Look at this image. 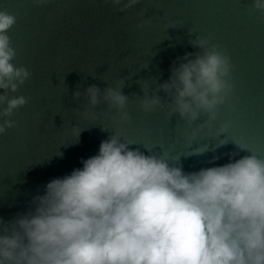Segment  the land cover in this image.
I'll list each match as a JSON object with an SVG mask.
<instances>
[{
    "label": "water",
    "instance_id": "95a60500",
    "mask_svg": "<svg viewBox=\"0 0 264 264\" xmlns=\"http://www.w3.org/2000/svg\"><path fill=\"white\" fill-rule=\"evenodd\" d=\"M0 10L17 18L9 32L17 52L13 63L31 73L8 93L28 103L0 136V220L26 213L48 182L82 168V160L98 154L114 134L146 155L145 148L157 156L167 151L170 163L185 172L249 155L233 142L264 159V15L252 10L251 0H140L124 12L111 0H50L44 6L0 0ZM198 37L232 65V92L210 124L203 114L191 124L182 120L171 112V96L156 93L185 54L200 52L191 44ZM121 80L129 98L126 123H117V111L102 99L103 90ZM145 84L163 108L140 109ZM92 85L102 91L95 108L85 92ZM222 125L227 134L219 137ZM226 136L229 142L221 146Z\"/></svg>",
    "mask_w": 264,
    "mask_h": 264
},
{
    "label": "clouds",
    "instance_id": "9594fccd",
    "mask_svg": "<svg viewBox=\"0 0 264 264\" xmlns=\"http://www.w3.org/2000/svg\"><path fill=\"white\" fill-rule=\"evenodd\" d=\"M49 2L33 0L36 6ZM111 3L124 12L140 0ZM251 8L264 15V0H251ZM16 23L15 15L0 10V106L6 104L0 107V136L28 103L24 96L8 97L31 76L13 63L17 52L9 32ZM191 44L200 52L185 54L156 93L171 96V112L182 120L191 124L203 114L210 124L232 92V65L208 39ZM124 85L121 80L103 90V101L119 115L117 123L130 120ZM142 90L143 112L164 107L159 95H148L146 84ZM85 92L97 107L101 89L92 85ZM225 134L222 125L217 135ZM223 140L221 146L229 142L227 136ZM233 143L249 155L185 172L170 163L167 151L157 156L145 148L146 155L112 135L98 154L82 160V168L48 182L26 213L0 220V264H264V159Z\"/></svg>",
    "mask_w": 264,
    "mask_h": 264
}]
</instances>
